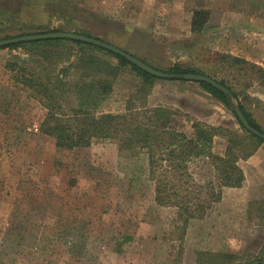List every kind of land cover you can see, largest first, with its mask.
<instances>
[{
    "label": "rangeland",
    "instance_id": "374dc122",
    "mask_svg": "<svg viewBox=\"0 0 264 264\" xmlns=\"http://www.w3.org/2000/svg\"><path fill=\"white\" fill-rule=\"evenodd\" d=\"M40 1L44 11L19 13L20 0H0V7L35 24L24 31L67 26L130 50L159 69L179 64L201 70L231 86L238 95L233 100L264 130V79L248 69L253 62L244 59L249 64L243 68L221 58L233 55L200 40L205 29L191 40L154 39L141 46L128 38L133 37L132 22L101 16L99 0ZM0 52V264H195L198 250L229 251L243 264L257 254L264 242V214L250 203L264 199V150L248 164L241 187H224L220 202L181 228L172 208L154 202L144 154L123 157L116 143L106 139L62 149L52 136L41 133L45 109L6 66L31 63L32 57L23 48ZM76 78L72 74L67 80ZM157 79L167 85L172 80ZM140 84L136 73L125 67L100 109L122 112ZM176 85L151 92L146 105L173 109L187 131L192 120L240 130L231 112L196 82ZM224 143L216 136L213 151L221 153ZM189 172L195 183L213 178L206 162H194Z\"/></svg>",
    "mask_w": 264,
    "mask_h": 264
},
{
    "label": "trees",
    "instance_id": "16d2710c",
    "mask_svg": "<svg viewBox=\"0 0 264 264\" xmlns=\"http://www.w3.org/2000/svg\"><path fill=\"white\" fill-rule=\"evenodd\" d=\"M40 4V0H20L17 12L44 11ZM4 8L0 7V39L70 29L60 26L45 32L24 31V27L35 24L26 23L22 17ZM207 18V11L195 10L190 23L191 32L198 34ZM75 32L95 37L87 31ZM0 48H23L32 57L31 63L7 62L6 66L10 71H15L14 79L29 89L45 109L44 118L39 124L41 133L52 136L56 147L62 149L87 147L95 140L106 139L116 143L117 150L123 157L144 154L147 176L153 184V200L159 206L172 208L181 228H185L191 219H202L221 200L224 187L242 186L244 175L238 161L247 158L260 144H264V140L243 128L230 107L229 97L206 82L197 83L231 112L239 124V131L198 120H192L190 130H185L173 109L146 105V96L157 77L144 72L122 56L95 45L49 38L7 44ZM106 57H112L116 62ZM221 58L228 60L230 65L238 64L243 68L249 64L244 59L230 55H221ZM247 66L261 80L264 79L263 68L255 64ZM125 67H129L140 78L139 88L126 99L122 112L102 111V103L112 92L117 77ZM153 68L174 75L192 73L209 76L201 70L179 64L166 69ZM72 74L77 78L67 80ZM172 80L184 81L180 77ZM218 82L228 88L237 99L238 95L231 86L221 80ZM237 103L250 125L264 133L251 113L239 100ZM216 136L225 141L221 153L213 151ZM196 161L209 165L213 170L212 180L205 184L195 183L189 169ZM250 205L261 212V215L264 214V199L253 201ZM263 259L264 242L257 254L245 262L255 261L261 264ZM195 264L241 262L236 254L229 251L198 250L195 253Z\"/></svg>",
    "mask_w": 264,
    "mask_h": 264
},
{
    "label": "crops",
    "instance_id": "0c3cea01",
    "mask_svg": "<svg viewBox=\"0 0 264 264\" xmlns=\"http://www.w3.org/2000/svg\"><path fill=\"white\" fill-rule=\"evenodd\" d=\"M99 1L98 8L99 6L100 8L98 11L102 12L101 16L109 14L125 22H132L133 37L129 35L128 38L134 39L141 46H144L146 41L154 39L177 41L189 38L191 40L192 35L195 34L190 30L192 13L195 10H205L208 13V18L201 31L203 32L205 29L204 36L202 35L201 39L200 37L195 39L196 42L198 39L209 40L210 44L215 46L213 49L221 53H228L264 66V0ZM107 8L109 11H107ZM130 14H134L133 19H127L128 16H131ZM122 50L133 54L130 50ZM1 54L3 55L4 53L0 52ZM133 55L135 56V54ZM157 80H154L147 94L149 98L151 92L161 88V86H172L173 84L175 86L178 82H182L171 80L169 81L171 83L167 85L158 83ZM197 85L199 84L197 83ZM263 150V145H259L248 159L238 161L245 181V171L247 166H249L248 164L259 151Z\"/></svg>",
    "mask_w": 264,
    "mask_h": 264
},
{
    "label": "water",
    "instance_id": "95a60500",
    "mask_svg": "<svg viewBox=\"0 0 264 264\" xmlns=\"http://www.w3.org/2000/svg\"><path fill=\"white\" fill-rule=\"evenodd\" d=\"M49 38H61V39H70V40H76V41H81L84 43H88L91 45H95L97 47L106 49L108 51H111L115 54H118L125 58L128 62L131 64L137 66L144 72L153 75L157 78H164V79H173V78H182L185 81H193V82H206L213 86L214 88L218 89L219 91L223 92L227 97H229L231 101V109L235 115V117L239 120L241 125L243 126L244 129H246L248 132L252 133L253 135L259 137L260 139L264 140V133L260 132L256 128L250 125L244 114L242 113L238 103L234 101V97L232 96L231 91L226 88L224 85L220 84L217 80L212 79L209 76L203 75V74H192V73H185L181 75H174L170 73H166L160 70H157L137 57H134L133 55L125 52L124 50L107 43L101 39L91 37V36H86L83 34H79L73 31H51V32H45V33H36V34H27V35H19L7 39H0V47L7 45V44H12V43H18V42H25V41H32V40H42V39H49ZM243 264H257V262L252 261L248 263H243ZM261 264H264V259L261 260Z\"/></svg>",
    "mask_w": 264,
    "mask_h": 264
}]
</instances>
